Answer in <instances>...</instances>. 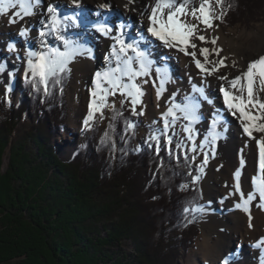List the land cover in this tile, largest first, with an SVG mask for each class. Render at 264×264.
<instances>
[{
  "label": "trees",
  "instance_id": "trees-1",
  "mask_svg": "<svg viewBox=\"0 0 264 264\" xmlns=\"http://www.w3.org/2000/svg\"><path fill=\"white\" fill-rule=\"evenodd\" d=\"M241 2L223 0L226 26ZM69 80L68 71L50 77L45 93L29 78L16 105L0 98V264H181L200 233L193 155L149 139L150 129L139 137L142 111L122 104L99 114L110 119L101 137L97 123L62 160L51 139L68 117Z\"/></svg>",
  "mask_w": 264,
  "mask_h": 264
},
{
  "label": "bare ground",
  "instance_id": "bare-ground-1",
  "mask_svg": "<svg viewBox=\"0 0 264 264\" xmlns=\"http://www.w3.org/2000/svg\"><path fill=\"white\" fill-rule=\"evenodd\" d=\"M53 1L55 0H47L49 5L52 6L60 4ZM67 1H61L62 4H60L67 9L66 17H75V23L76 19L82 20V23L79 25V21V24L75 25L71 19L64 20L60 16L61 30L64 29L62 30L64 31L63 37L82 48L89 49L91 52V55L76 56L68 64L76 73V77L70 85L73 95L80 92L86 102L97 101L96 97L92 95L94 87L91 83H87V79L89 77L93 78L92 82L94 84L95 76L93 72L103 71L115 64V57L112 56V45L115 41L112 37L118 35L119 26L126 20V29H123V32L127 31L137 37V40L131 38L128 42L138 43L140 49L145 51L153 62L150 75L140 78L137 83L141 85L144 94L148 98L151 95L153 96L154 114L162 117V121L168 123V128H173L178 121L172 123L173 118L171 116L165 117L168 109L175 104L183 106L188 103L189 100L186 98H195L199 105V119L191 125L192 129L211 142L213 136L216 137L215 144L218 146L216 150L218 153L210 158L209 169L204 179V191L207 198L204 201L211 202V205L203 206L205 211L202 222L204 239L201 241L198 251L191 258V264H221L224 257L226 259L223 264L225 261H227V264H264V243H261L264 241V207L258 206L264 204V202H261L257 197L250 203L251 221H249L248 214L240 208H237L239 211L236 213L226 212L228 207H235L237 204L242 203L241 193L246 197L249 192L254 191L253 178L257 177L258 173L257 157L259 148L256 141L243 132L240 113L232 114L234 110L227 108L221 92V88L231 90L229 81L247 70L248 63L254 60V58H250L253 51L263 49L264 36L256 37L252 32L243 31L242 38L241 35H236L237 40H235L234 38H227L221 28L215 29L213 27H207L203 32L196 33L191 38V43L196 44L197 47L195 49L189 47L188 51H195L196 59L205 64L206 68H212L216 61L220 59H224V63L227 65L226 67H220L219 71L211 75H206L196 67L193 57L185 55L177 48L165 46L163 42L148 34V17L157 0H135L131 4H129V0H79V7L73 5L72 0ZM150 1L152 2L151 8L148 12H143L142 10ZM194 2H197L198 8L202 0H188L186 5L188 10L195 6ZM106 3L111 6L118 4V6H122L121 8L124 11H130V13L116 11L113 7L110 10H102L98 7L100 4ZM178 3L180 2L178 1ZM126 4L128 5L127 8H125ZM48 6H45V1H42L36 7L35 15L24 17L23 20H18L17 23L10 24L8 19L15 11H19L18 8L9 10V16L0 15V85L2 87L12 88L15 85L16 76L21 77V75L25 76L28 72H32L28 61L31 59L35 63L38 56L30 57L29 52L47 54L51 48L58 49L60 47L58 46L59 42L52 36L54 30L50 19L51 14L47 12ZM211 7L213 8L212 3ZM134 10L138 14L129 15ZM98 11L100 14H98ZM112 11H116L113 17L110 15ZM129 16L132 19L128 20ZM83 20L92 21V24H90L93 27H89V23L84 26ZM102 23H114L113 28L110 26L111 31L108 36L97 31V26ZM22 28L28 30L26 36L19 34ZM15 31L18 33V38L13 36ZM41 31L45 33L43 37L40 36ZM199 35L205 36L206 40L200 41L197 39L196 36ZM213 39H216L215 44L211 43ZM10 45H14V48L10 49ZM202 48L210 50L208 60L211 63H205L204 56L200 52ZM246 48L249 49V52L246 51ZM221 49L222 51H219ZM60 50L65 49L61 48ZM215 51H219L218 56ZM128 55L134 56V53L129 51ZM260 57H264V55L260 54L257 59ZM19 67L22 68L21 72L18 71ZM157 68L164 69L167 73V82L159 97L157 96V90L160 87L159 76L156 72ZM168 68H172L173 72H167ZM221 76H226L228 79H220ZM193 86L203 88V96L199 92L193 91ZM88 97L91 101H88ZM168 97H170L169 100ZM205 97L209 99L208 104L203 100ZM94 106L92 104V107ZM86 107L83 110L81 103L76 106L75 111L77 112L72 120L74 125L70 126V132H73V129H76L79 121L82 120L80 114H87L88 108ZM176 115L181 116L178 111ZM217 119H223V121L217 130L212 131L211 123ZM186 124H188V121H186ZM254 135L259 137L261 134L254 133ZM237 171L240 172L239 189L237 188L235 176ZM217 209H222V212L220 211L217 214ZM249 223H251V227H249ZM239 241L245 244L251 243L250 246L255 250L254 253L249 254L244 244L245 247L239 256L229 254ZM258 244L259 247H257Z\"/></svg>",
  "mask_w": 264,
  "mask_h": 264
},
{
  "label": "snow or ice",
  "instance_id": "snow-or-ice-1",
  "mask_svg": "<svg viewBox=\"0 0 264 264\" xmlns=\"http://www.w3.org/2000/svg\"><path fill=\"white\" fill-rule=\"evenodd\" d=\"M135 0H129V4L134 3ZM42 3V0H0V15L9 16V10L19 9L9 16L8 22L17 23L18 20H23L24 17L35 15V9ZM73 5L79 7V0H72ZM188 0L178 3V0H157L155 6L152 7V11L148 17L149 25L147 32L155 37L157 40L163 42V44L169 48H177L185 55L193 57L196 67L204 72L206 75H211L219 71L220 67H226L224 59L216 61L212 68H206L205 64H202L199 59H196V52H189L188 48L195 49L197 46L191 43V38L195 35L197 25L189 24L187 20L182 17L190 16L193 19L200 20L206 27H212V21L214 19H220L224 13L221 12L219 16H214L211 7V0H202L198 8L188 10L186 5ZM216 3L222 6V0H216ZM102 10H110V4H100L98 6ZM128 5H125L127 8ZM47 12L51 14L52 29L59 34L61 31V18L58 17L57 9L49 5ZM64 20L71 19L75 23V17H63ZM123 25L120 26V34L112 37L115 43L112 45V56L115 57V64L107 67L103 71H97L95 73V87L92 92L93 97L98 98L99 103L93 101L95 105L93 111H90L85 125L87 126L89 121L94 119V113L99 112L103 115L102 109L110 106L108 104L109 96L125 97L133 105V114H136L135 106L142 104V97L144 92L142 87L137 81L150 75L152 61L149 59L148 54L141 50L139 44L136 42L129 43L123 39ZM97 31L101 34L108 36L111 29L105 25L100 24L97 26ZM21 36L28 34L27 29H21ZM45 33L40 32V36L43 37ZM64 43L63 51L57 48H51L47 54L41 52H29L30 57L38 56V60L33 63L29 59L28 63L32 70L33 77H38L39 82L43 84V90L48 92V81L50 77H56L58 73H64L68 71V64L75 59L76 56H83L85 54L91 55L89 49L82 48L68 40L62 35L58 36ZM200 41H205L206 37L203 35L196 36ZM211 43L215 44L216 39H213ZM119 46V47H117ZM10 49L14 48V45L9 46ZM131 51L134 56H129ZM209 49H200L201 55L204 56L205 63H211L208 60ZM219 51H222L219 50ZM219 51H215L218 56ZM226 59V58H225ZM235 66V64H233ZM156 72L159 76L160 87L157 90V96L159 97L163 90L164 85L167 82V73L164 69L157 68ZM220 79L227 80L226 76H221ZM259 82L260 90H264V57H260L249 63L247 70L239 76L234 77L229 81L231 90L221 88L223 93L224 103L229 110H234L233 115L236 112L240 113V123L243 128V132L251 139L256 141L259 148V175L253 178L254 191L249 192L246 197L241 193L242 203L236 205L237 208L242 209L249 216L251 221L250 203L259 198L260 201H264V101L255 96V89ZM146 82V81H145ZM39 90V89H38ZM193 91L199 92L201 96L204 94L203 88H196L193 86ZM246 93V95H245ZM188 103L183 106L175 104L170 107L165 114V117L171 116L172 123H175L177 119L183 118L188 121L187 126L184 127V131L188 133V139H193V129L191 125L199 119L198 115V102L195 98H186ZM124 101H121L123 103ZM114 106V102L113 105ZM177 111L181 114L180 117L176 115ZM142 114V113H140ZM215 126V122L214 125ZM129 128H133L134 125L129 124ZM168 127V123H165V128ZM254 133L261 134L259 137ZM107 135V134H106ZM157 139L156 137H153ZM216 137L213 136L212 142H215ZM171 137L168 138L167 143L171 144ZM180 147V145H178ZM192 151H196V146L193 145ZM207 161L205 160V163ZM243 163V161H242ZM203 171V169H201ZM237 179V188L239 189V176L240 172L235 173ZM199 179V177H196ZM264 207V204L258 205ZM249 223V227H251ZM261 243H264L262 241ZM260 245L258 244L257 247ZM227 264V261L224 262Z\"/></svg>",
  "mask_w": 264,
  "mask_h": 264
},
{
  "label": "rangeland",
  "instance_id": "rangeland-1",
  "mask_svg": "<svg viewBox=\"0 0 264 264\" xmlns=\"http://www.w3.org/2000/svg\"><path fill=\"white\" fill-rule=\"evenodd\" d=\"M45 1V6L49 5V2H47V0H42ZM61 1H67V0H61ZM59 0H55L53 2H58L60 4H62V2ZM179 2H181L182 0H178ZM201 1V0H199ZM245 2H241V6H242V12L245 13V15L242 13H239L233 15L234 17L237 16L234 20V25H228L225 26L224 24H222L220 22V19H214L212 21V27L213 28H221L223 30V33L227 36V38H234L235 40H237L236 35H241L242 38V32L246 31V32H252L254 33V36L256 37H263L264 36V0L261 1L262 4H259V0H253L254 3L252 2H248V0H244ZM68 2V1H67ZM154 2V1H153ZM212 3V12L214 16H219L221 12L224 13L225 15V7L223 6L224 3H222V6L216 3V0H211ZM57 4V5H60ZM259 4V5H258ZM56 5V6H57ZM194 5L192 7L193 8H197V2H194ZM258 5V6H257ZM152 6V2L150 1V3L147 4V6L142 10L143 12H148L149 9ZM256 7L255 8H253ZM61 7H63V5H61ZM114 10L116 11H123V12H128L130 13V11H124L120 5H114L112 6ZM252 7V8H251ZM96 9V8H95ZM249 10L251 11H256V13H253L251 15L248 16V14L250 13ZM116 11H112V12H116ZM127 13V14H128ZM138 12L136 10L133 11V13L129 14V15H137ZM183 19L187 20V22L189 24H196L198 27L196 29V33H201L204 31V29H206L207 27L205 26L204 23H202L200 20L197 19H193L190 16H186L183 17ZM64 30V29H62ZM60 31L59 34H57L55 31L53 32L52 36L56 38V40L59 42L60 46L58 49L60 50L61 48L64 49V43L61 39L58 38V36L60 35H64V31ZM55 33V34H54ZM195 33V34H196ZM17 31H15V33L13 34L14 38H18L17 35ZM100 40V39H99ZM61 42V43H60ZM5 44V43H3ZM48 47V44H47ZM246 51L249 52V49L246 48ZM260 54L264 55V47L262 50L260 51H253V54L251 55L250 58H254V60H256ZM19 60H21L20 58H17ZM252 60V61H254ZM251 62V61H250ZM249 62V63H250ZM248 63V65H249ZM155 65V64H154ZM68 72L71 74V78L70 80L67 82L66 86L64 87L66 96H67V114L68 117L65 120V125L63 128L60 129H56L53 132V138L51 139V144L54 145V148L56 150V153L58 154V156L61 157L62 160L64 161H68L72 156L73 153L75 152V150L80 146L83 145L88 138L91 135V129L98 126L97 123H99V133L98 136L101 137V134H103L105 132V129L107 127V125L110 122V119L108 117H104L101 118L100 117V113L99 112H95L94 113V119L89 121L88 125H85V120H87L90 111H93L92 104L93 102L89 99L88 97V101L91 102H86L85 99H83V95L80 92H76L73 95V92L71 91L70 85L72 84V82L74 81L75 77H76V73L74 71V69L68 65ZM21 67H19V70L21 72ZM172 68H168L169 73L173 72V69L171 71ZM99 70V69H98ZM7 72V71H6ZM17 74V73H16ZM19 74V73H18ZM21 74V73H20ZM93 75L95 76V73L93 72ZM93 76V77H94ZM29 77H33L32 72H28L25 76L21 77H17L16 76V81H15V85L12 86V88L9 87H2L0 85V98L4 97V96H8L7 98H10L11 101H13V103H17L19 101V96H20V90L22 89V83L24 81V79L29 78ZM93 78H88L87 83H91L93 87H95V85L92 82ZM1 80V79H0ZM258 90V91H257ZM246 95V93H245ZM256 97H258L260 100L264 101V90H260V86H259V82L257 81V85H256ZM97 101L96 103L98 104V98H96ZM170 99V97H168V100ZM143 103L136 105L135 109L136 110H140L142 111V117L141 120L143 121V125L138 128V135L139 137L144 138L145 134H146V129H150L151 131V140H156L153 137H156L157 139H163L161 140L164 141L162 143H167L168 138L171 137V144L168 145L170 147H175L176 149H180V150H187L191 155H193V160L197 165V168L200 171L199 174V181L200 186H201V191H202V199L200 201V203L195 206V211L198 212L200 218L197 221L198 222V232L200 231V233H197L194 237V241L191 244H187V246L183 247L182 246V255L180 257L179 262L181 264H191V258L193 257V255L198 251V248L200 247V243L201 241L204 239L203 236V218L205 216V211L203 206L205 205H211V202H205L204 200L207 199L205 197V191H204V179L206 177V172L209 169V160L211 157L215 156L218 152L217 150V145L214 144L213 142L209 141L207 138V135L205 134L207 139H204L201 134H197L196 130H193V139L189 140L188 139V133L184 131V127L186 124V120L180 118L177 119V123L175 124V126L173 128L171 127H167L165 128V122L162 121V117H160L158 114H154V108H155V103H154V99L153 96L151 95V97L148 98V96L146 94L143 95L142 97ZM204 101H206V104H208V98H204ZM121 101H124L123 103H121ZM77 102V103H76ZM114 102V106L113 105ZM81 103V107L84 108L86 107V103H87V107L88 108V112L87 114H80V117L82 118L81 121H79L77 128L73 129V132H70V126L74 125L72 120L73 118L76 116V106H78ZM108 104L110 106L105 107L102 109L103 114H106L108 110L113 109L115 107H119L122 104H126L127 106H129L130 108H133V105L123 96H120L119 94H117L116 96H109L108 97ZM15 105V104H14ZM213 106V105H212ZM2 116V115H1ZM25 118V116H24ZM165 120V119H164ZM95 124V125H94ZM135 122H132L131 125H134ZM208 124V123H207ZM55 128L54 125L51 126V130ZM152 128V130H151ZM26 128H22L23 131ZM147 139V138H146ZM148 139V140H149ZM146 140V141H148ZM138 144L141 146V139H139V141H137ZM167 145V146H168ZM178 145H180V147H178ZM193 145L196 146V151H192V147ZM215 147V149H214ZM8 151V150H7ZM6 151V154L3 156V166L1 168V172H4L7 170L8 164H9V156L8 153ZM205 160L207 161L205 163ZM237 161V160H236ZM201 169H203V171H201ZM251 178V177H250ZM222 212V209H217V214H219L218 212ZM239 211V209H237V207H231L226 210V212H237ZM222 214V213H220ZM244 219V218H243ZM242 241H239L236 243V245L234 246V248H232V252L229 254H232L234 256H239L241 254V252L243 251L245 245H246V249L248 251L249 254L254 253L252 248H251V243H247L245 244ZM251 249V250H250ZM226 259V257H224L221 261V264H223V261Z\"/></svg>",
  "mask_w": 264,
  "mask_h": 264
}]
</instances>
